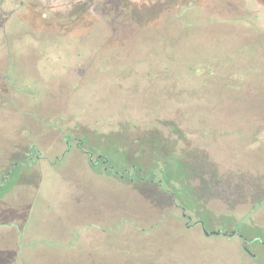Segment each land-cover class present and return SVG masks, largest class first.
<instances>
[{
	"label": "rangeland",
	"instance_id": "rangeland-1",
	"mask_svg": "<svg viewBox=\"0 0 264 264\" xmlns=\"http://www.w3.org/2000/svg\"><path fill=\"white\" fill-rule=\"evenodd\" d=\"M2 3L14 20L11 33L0 31L7 53L13 56L21 44L40 42L46 49L39 61L48 69L64 55L56 46L124 43L129 54L123 60L106 63L101 54L95 70L86 71L94 74L86 80V95L66 99L74 110H86L83 148L106 156V165L114 164L119 173L134 161L150 171L133 170L120 178L101 162L92 166L86 155L72 156L78 151L74 143L66 150L47 123L41 130L30 122L26 137L7 145L11 154L0 160V201L14 200L20 191L35 194L38 204L69 200L82 192L73 186L86 180V194L92 191L86 200L136 201L140 218L156 217L140 225L118 218L102 241L128 247L123 241L134 234L125 232L127 223L138 228L136 236L146 247L168 252L167 264H264V120H248V81L252 93L264 96L255 83L259 77L264 81V47L252 50L255 61L248 52V31L264 33V0ZM74 57L68 55L64 63L72 64ZM54 66L64 65L60 60ZM11 68L12 77L26 81L25 86L18 79L9 82L28 90V108L49 100L34 95V88L45 87L28 67ZM83 117L74 111L75 121ZM211 177L215 183L207 186ZM173 202L190 215L186 224ZM33 223L29 234L52 236L48 212ZM216 229L221 231L210 232ZM129 241V247L138 242Z\"/></svg>",
	"mask_w": 264,
	"mask_h": 264
},
{
	"label": "flooded vegetation",
	"instance_id": "flooded-vegetation-1",
	"mask_svg": "<svg viewBox=\"0 0 264 264\" xmlns=\"http://www.w3.org/2000/svg\"><path fill=\"white\" fill-rule=\"evenodd\" d=\"M13 26L14 20L11 21V13L5 10L4 4L2 3V0H0V31H8L11 33L12 30L10 28ZM116 32H123V28L119 26V32L117 30ZM4 36L5 35L0 38V160L4 159V156L8 158L11 154L10 150L6 149L7 145L10 146L20 144L21 141L26 137L28 123L34 122L38 124V128L41 130H43L42 128L44 123H47L46 127L53 133L52 136L67 145L66 150H68L69 147L74 143L78 151L77 153L72 154V156L78 157L80 155H86L92 166H96L99 162H101L104 165V170L108 173L113 170L114 174H118L120 178H122L124 175L129 176V174L132 173L134 169L127 168L125 170H121L119 173V170L112 169L114 164L106 165L108 162L106 156L101 153L95 154L92 149L83 148L82 144L84 142V136L80 135H86V133L83 131V129L86 128L84 124L86 123V110H74V107L69 105L71 101L66 99L69 96L79 97L86 95V80L94 75L92 73H86V71L95 70L93 65H95V62L101 63V54H105L107 56L108 61L106 60V63L109 61L116 63V61L123 60V56L129 54L124 43H122L121 40H116L110 41L109 44L102 42L100 44L95 43L93 46H91L89 43L86 45V42H68L65 46H56L53 49L55 51L64 49L62 51L64 55L56 56V58H54L56 62H51L53 66L48 69L46 66L43 67L42 63L39 61L42 51L46 49L43 46H40L42 43L34 41L27 44H21L18 47L20 50L18 49L13 51L12 56L10 53H7ZM70 54L75 55L74 62L72 64L64 63V59ZM112 55L115 57L112 58ZM10 56L12 57L11 62L9 61ZM60 60H62L64 66L56 68L54 64H57V62ZM18 64L24 65L26 68L28 67V72H31V77H33L36 82L39 81L41 83L42 89L43 86L45 87V89H43L41 92H37L35 88L34 90L32 89L34 95L38 97H48V101H50V104L52 105L47 104L48 101H46L44 104H36L35 106H30L29 108L27 107L26 97L28 95V90L25 88L11 87V83L9 82L13 79L20 80L17 77L11 76V71L13 70L11 67L16 69ZM25 84L26 81H22V85L25 86ZM81 87H83V89H81ZM74 111L83 112L84 117L75 121L73 118ZM79 127H81V131L79 130ZM74 175L75 174L71 172L69 176L72 177ZM132 179L133 176L130 175V180ZM80 182L82 184H78L73 187L80 188L82 192H79L77 195L70 194V198L72 197L70 200L76 201L75 208L77 210H82V212L85 213L84 216H86L87 213V215L91 217L96 216L115 220L122 218L126 222L128 221V224L129 222H132V224L135 222L134 225L137 223L140 225V220H154L156 218H140L138 213L140 207L136 201H127L122 203V201L115 199L86 200L87 196L92 194V191L89 192V194H86V180H80ZM93 195L98 196L97 194ZM99 196L100 198H104V193L102 192L99 194ZM80 201L84 202V204L80 205ZM92 201H99L101 206H91L92 208L89 209L90 205H88V203ZM173 203L182 209V217L180 219H183L184 223L186 224L187 221L191 219L190 215L185 213L184 206L175 202ZM6 208L7 206L4 204V202L0 201V221L17 217L16 214L3 211V209ZM86 209L89 210L86 212ZM197 221H199L201 228H203L201 220ZM128 224L126 223V225ZM141 229L143 230L144 228ZM137 231L138 228L135 230L131 228V232L129 233H132L134 236H136ZM220 231L221 230H219V232ZM149 232L153 234V230H150ZM231 232L235 233L236 231L232 230ZM147 237L150 238L149 236ZM244 249L249 251L248 246H244Z\"/></svg>",
	"mask_w": 264,
	"mask_h": 264
},
{
	"label": "crops",
	"instance_id": "crops-1",
	"mask_svg": "<svg viewBox=\"0 0 264 264\" xmlns=\"http://www.w3.org/2000/svg\"><path fill=\"white\" fill-rule=\"evenodd\" d=\"M35 198L36 195L33 193L20 191L14 200L4 202L7 208L3 211L16 214L17 217L0 221V264H75L76 260L77 264L170 262L167 259L170 256L164 248H156L153 244L148 248L138 236L128 235V239L123 241L128 247H123L118 241L110 243L102 241L108 231L116 228L115 219L91 217L87 213L84 216L82 210L75 208L76 201L70 199L52 201L48 198L38 204ZM83 204L84 202L80 201V205ZM88 205L91 209L101 206V203L92 201ZM89 209H86V212ZM39 210L41 211L38 212ZM42 211L52 216L53 224L50 229L52 236L28 233L31 225L32 228L35 227L36 223L33 222ZM127 227L125 232H131L132 227L129 225ZM73 230H76L75 234L72 233ZM131 237L137 239L136 246L129 247ZM174 253L179 255L181 252Z\"/></svg>",
	"mask_w": 264,
	"mask_h": 264
},
{
	"label": "trees",
	"instance_id": "trees-1",
	"mask_svg": "<svg viewBox=\"0 0 264 264\" xmlns=\"http://www.w3.org/2000/svg\"><path fill=\"white\" fill-rule=\"evenodd\" d=\"M252 33V29L248 31V52L250 53V56L253 61L258 57L252 56L254 53L252 50L260 49L261 47H264V33L262 32H255V35H250ZM260 63L259 61L256 62V65ZM248 70H250V65H248ZM259 81H255V83L258 86L259 92L264 93V81L261 79V77L258 78ZM251 81H248V120H251L253 122L255 121H262L264 120V96H261L260 94L252 93V89L249 88V84ZM120 168L122 170H125L127 168H132L134 170H137L139 172H149V167H142L138 165L135 161L130 163V166L122 165ZM207 186H210L215 183V180L211 177L207 181H205Z\"/></svg>",
	"mask_w": 264,
	"mask_h": 264
},
{
	"label": "water",
	"instance_id": "water-1",
	"mask_svg": "<svg viewBox=\"0 0 264 264\" xmlns=\"http://www.w3.org/2000/svg\"><path fill=\"white\" fill-rule=\"evenodd\" d=\"M203 229V231L205 232V233H208V231H206V229L203 227L202 228ZM211 233H218L219 232V230H211L210 231ZM233 233V232H232Z\"/></svg>",
	"mask_w": 264,
	"mask_h": 264
}]
</instances>
